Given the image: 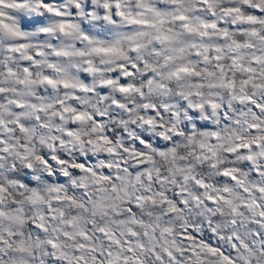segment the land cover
Returning a JSON list of instances; mask_svg holds the SVG:
<instances>
[{"label":"clouds","instance_id":"1","mask_svg":"<svg viewBox=\"0 0 264 264\" xmlns=\"http://www.w3.org/2000/svg\"><path fill=\"white\" fill-rule=\"evenodd\" d=\"M0 264H264V0H0Z\"/></svg>","mask_w":264,"mask_h":264}]
</instances>
